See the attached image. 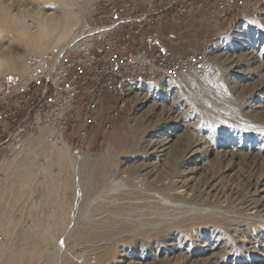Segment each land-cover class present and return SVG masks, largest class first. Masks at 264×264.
<instances>
[{"label": "bare ground", "instance_id": "6f19581e", "mask_svg": "<svg viewBox=\"0 0 264 264\" xmlns=\"http://www.w3.org/2000/svg\"><path fill=\"white\" fill-rule=\"evenodd\" d=\"M91 1L0 0V93L4 90L6 76L28 69L34 56L55 51L62 52L77 42L78 33L88 21ZM234 43L237 46L242 42ZM255 51L256 48H245L238 54L235 53L232 58L226 55L218 58L214 56L210 61L207 77L216 81L218 90L209 91L210 95L205 96L200 93V96L199 94L195 96L185 92L188 86L191 90L194 89L190 87L194 84L206 88L211 80L197 81L195 77L189 76L171 84V87H177L181 97L186 98L185 103L189 106L186 112L193 106L191 110L196 107V110L201 111L202 107L197 103L204 101V104L214 109L219 116L240 117L241 123L245 125L252 123H249L246 117L249 114L264 113V86H262L264 52L256 54ZM257 56L261 66L257 65L255 59ZM254 63L257 64L252 66L251 64ZM257 79H260V87L251 90L248 95L241 92L243 86L241 81L244 80L248 84ZM158 84L148 87L155 89ZM146 95L143 88L132 90L130 93V97L141 106L137 110L146 108L156 111L166 105L167 101L150 104ZM236 95L241 97L240 100L232 99L233 96L237 97ZM247 96H251L250 100ZM212 97H216L217 101H213ZM174 104L172 101L170 107ZM206 107L204 105V108ZM200 111L197 110L198 113ZM177 115L166 120L167 122L161 120L162 122H157L155 126L152 125V130L150 127L145 131L143 128L136 130V141L133 146L114 166L102 164V162L108 163L106 159L109 160L111 157L109 156L111 148H108L107 154L105 152L101 157L90 158L89 155L83 154L77 158V155L71 152L68 141L54 135L47 127L41 130H48L51 140L31 137L19 148L21 150L19 153L23 152L24 156H27V160L23 156L24 163L27 164L25 167L35 166L39 158L43 157L36 146L44 145L50 152L59 151L58 161L64 157L63 153L70 160H75L79 172L85 177V180L81 179L82 188L76 189L77 186L75 188L80 196L76 203L70 233L82 238L79 248L93 250L96 260L85 262L82 258L83 261L78 264H245L244 255L256 247L258 238L264 236V174L256 182L254 191L242 194L238 187L231 186L226 189L223 178L214 173V168L229 154L234 162H237L245 156L247 159L251 153L242 151L245 147L242 144L232 147V152L228 153L229 146L223 142L225 133L221 132L220 123L214 127L216 135L221 137L219 143L214 148L207 142L200 144L196 138H192L191 130L188 129L199 121V117L192 123H184L185 128L181 127L182 129L177 132L167 130L168 135L164 136L162 132L180 120V116ZM262 124H254L256 128L254 127L252 132L263 131ZM85 168L87 170H84ZM229 168L227 165L224 171H228ZM25 169L29 171L31 168ZM97 169H100L99 173ZM205 176L207 178H203ZM59 181L70 185L69 181L58 180L56 176L48 183L59 184ZM14 193H9V202L11 201L12 205L18 198ZM57 199L53 200L54 205L58 207L56 219L59 222L62 219L68 220L70 218L67 213L68 205L66 202L62 203L63 200L61 202V199ZM247 208L256 209V214L248 215L249 213L244 212ZM237 232L243 234L242 237H246L247 241L243 242L238 235L235 237L234 233ZM44 243L46 237L37 245L36 252L40 251L39 246H43ZM30 256L32 257L31 254ZM12 262L21 263L22 256H18ZM45 264H65V256L57 249L48 257Z\"/></svg>", "mask_w": 264, "mask_h": 264}, {"label": "rangeland", "instance_id": "374dc122", "mask_svg": "<svg viewBox=\"0 0 264 264\" xmlns=\"http://www.w3.org/2000/svg\"><path fill=\"white\" fill-rule=\"evenodd\" d=\"M105 2L106 0H92L89 6L90 15L88 18L92 17L95 12H98L100 9H102ZM166 32L168 37L163 35V38L166 42L168 41L167 44L174 52L182 53L185 56L191 52L203 49H208L210 61L214 56L215 58H218L226 55L229 58H232L245 48H256V54H262V52H264V0H252V4L248 9H232L225 17H220L218 14L208 13L201 7L188 20H184L181 23L174 22L172 25H167ZM236 37L240 39L237 40L235 39ZM234 42H242L243 44L240 43L236 46V43ZM67 46L68 44L65 46V48ZM255 59L258 64L254 63L251 65L254 66L257 64L261 66V63L259 64V57L257 56ZM28 70L29 68L23 72L19 71L8 74L6 76L8 87H12L18 82L23 81V78ZM207 74L200 79L196 77L195 78L198 79L197 81H202L203 79H206V81L211 80V82H213L212 85L210 81V85L208 84L209 87L206 85V88H201L196 84L198 88H200L196 89L197 86L194 84L195 87L194 85L190 86L194 89L191 90L188 86L186 90L187 92L185 93L190 92L189 94L195 96H197V94H199L198 96L201 94L206 96L210 95L209 91H217L218 88L216 87L218 86L216 81L214 82V79L210 77L208 78ZM240 83H243L241 92L245 93L246 95H248L247 93L251 92V90L261 86L260 79L251 81V83L248 84L244 82V80ZM240 83L239 85H241ZM213 84L216 85L214 86ZM168 86L169 85L167 84L159 83L155 89H149L148 86L143 87L144 93H147L146 96L149 97L150 104L153 102L157 103L161 101H167L163 108H159L156 111L146 108L137 110V108L139 109L141 106L137 105L135 99L132 98V102H128L122 110H118L117 112H114L111 107L106 108V110L101 115L97 128H95V133L88 143V149L84 147L82 148V145L68 142L71 152L76 154L77 158L83 154L89 155L90 158H97L105 155V152L107 154L108 151L106 150L111 148L112 151L111 153L109 152V156L111 157H109V160L106 159L108 163L102 162V164L103 166L104 164L114 166L124 158V155L127 153V151H129L131 146H133V143L136 141V130L141 128H143L144 131L150 128V130H152L153 126H155L157 122H162L163 120L165 122L169 118H173V116L178 114L177 116H180V120L177 124H171L165 131L162 132L165 136L168 135V131L177 132L179 129H184L186 124L194 122V120L199 117V121H196L195 125L190 126L192 129L190 127H188V129L191 130V136L193 135L192 138H196L200 144L207 142L209 146L214 148L216 144L219 143V139L221 137L219 138V136L216 135L214 127L217 123H220L219 126L221 127V132L224 131L225 133V135H223V142L229 146L228 153H230V151L232 152V147L241 146V144L243 147L245 146L244 148L242 147V151L251 153L249 156H247V159L245 156L237 162H234V159L229 154V156H227L226 159L221 162V164L214 168V173L223 178L224 187L226 189L230 188L231 186L238 187L242 194L248 193L249 191H254L256 182L264 174V130H261L262 133L258 131L252 132V130L254 127L256 128L257 124L261 125V123H263L261 127H264V113L259 112V115L257 113L249 114L246 117H248L247 119L249 120V123H252L250 125H245L241 123V119H239L240 117L229 116L223 118L219 116L214 109H211L210 106L208 108V105L204 104V101H197V104H199L203 110L202 108L201 111L197 109L198 112L200 111V113H198L195 109L196 107L194 110H191L193 109V106L190 111H188L190 113L189 114L186 112L188 110L187 107H189L187 103H185L186 98L183 96L181 97L180 93L176 89V86ZM262 86H264V83ZM199 90H201V92H199ZM247 97H249L248 100H250L251 96ZM236 98L240 100L241 97L233 96L232 99L237 100ZM212 99L213 101H217L216 97H212ZM172 101L173 104H175L170 107V103ZM149 103L147 104L150 105ZM204 105L207 107L204 108ZM204 112L208 117L205 116L206 114ZM111 117L113 119L110 120ZM222 120H224V122L226 121V123L224 124ZM235 121L239 124H236ZM205 124H207L206 127ZM234 124L235 126H233ZM31 137H39L42 140L43 138H46L48 141L49 139H52V137H50L48 134V130H41L37 131L32 136L26 137L22 142H20L18 145L15 144L8 151L6 148L0 149V235H2V238H0V252L2 253V255L0 253V264H18V262H12L18 256H22V262L19 264H45L48 257L52 255L54 251H57V249L64 254L65 264H78V262L81 260L83 261V259L85 262L89 260L95 261L96 258L94 251L88 248H79L78 245L82 242V238L76 237L70 233V227L73 223V216L75 215L74 211L76 208V203L80 196L75 188L76 186V189L82 188L81 179L85 180V177L82 176V172H79V166L75 160H70V158L66 156L65 153H63L64 157L62 160L58 161L57 155L59 154V151L50 152L42 144H40L42 145L41 147L38 145L36 148H39L41 151L40 154H43V157H41V159L39 158L35 166H28L29 169L31 168L29 171L26 170L25 168L28 167H25L27 164L24 163V153H19V151H21L19 148L22 147L26 139ZM210 143H212L213 146ZM78 148L81 149L80 153H77ZM37 157L38 155L35 156V159H37ZM24 158L27 160L26 155ZM227 165L230 168L228 171H224V167ZM84 170H87V168ZM97 172L99 173L100 169H97ZM55 176L58 180L69 181L70 185L68 186L69 183L66 184L67 182L64 183L62 181H59V184H56V182L54 184L48 183L49 180ZM79 176H81V178H78ZM203 178L207 177L205 176ZM60 182L64 185H62ZM12 191L13 193L15 192L14 194H16L18 197H16L17 204L14 203V205H12L11 201L9 202V193L13 194ZM3 197L4 199H2ZM54 199H61V202L63 200L62 203L66 202L68 208L66 205L64 206L65 208L69 209L67 210V213H69L68 216L70 215L68 220L62 219L59 222L58 219H56L58 207L54 205ZM5 203H7L8 206ZM244 212L247 214L249 213L248 215H253L256 214L257 210L247 208ZM242 235L243 234H240L239 232L234 233L235 237H238L243 242H246L247 238L244 236L242 237ZM44 236L46 237V243H44L43 246H39L40 251L36 252L37 245L45 239ZM255 245V248H252V250H249V252L244 255L245 264H264V236H262L261 239L258 238ZM73 246L76 248L75 250ZM2 250L5 251L4 254ZM30 258L32 259L29 260Z\"/></svg>", "mask_w": 264, "mask_h": 264}, {"label": "built area", "instance_id": "2783aa9c", "mask_svg": "<svg viewBox=\"0 0 264 264\" xmlns=\"http://www.w3.org/2000/svg\"><path fill=\"white\" fill-rule=\"evenodd\" d=\"M251 4L252 0H106L88 18L73 46L34 56L23 81L12 87L6 81L0 93V149L10 150L43 127L88 149L102 113L109 107L122 110L132 102V90L207 74L208 49L186 56L174 52L163 38L164 24L188 20L201 7L225 17Z\"/></svg>", "mask_w": 264, "mask_h": 264}, {"label": "crops", "instance_id": "0c3cea01", "mask_svg": "<svg viewBox=\"0 0 264 264\" xmlns=\"http://www.w3.org/2000/svg\"><path fill=\"white\" fill-rule=\"evenodd\" d=\"M166 26H167L166 24L163 25V34L166 35V36L168 37L167 32H166ZM164 40H165V39H164ZM167 42H168V41H167ZM167 42H165V43H167ZM94 133H95V130H94ZM69 137H70V138H74L72 134H70ZM76 144L81 145L79 142H76Z\"/></svg>", "mask_w": 264, "mask_h": 264}]
</instances>
